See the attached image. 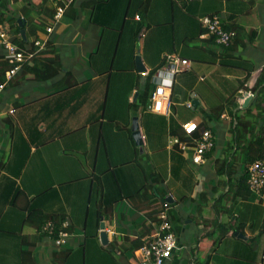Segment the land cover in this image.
Listing matches in <instances>:
<instances>
[{
    "label": "crops",
    "instance_id": "crops-1",
    "mask_svg": "<svg viewBox=\"0 0 264 264\" xmlns=\"http://www.w3.org/2000/svg\"><path fill=\"white\" fill-rule=\"evenodd\" d=\"M63 1L65 6L72 4L71 9L54 25L53 32L42 37L47 38L49 46L46 48H52L57 57L58 73L42 81L36 80L32 73L25 75V124L38 110L39 115L35 120L37 129L41 133L52 130L53 137L50 140L44 139V136L43 139L36 138L39 145L30 146L19 175H12L7 170L0 171V264H135L133 242L147 239L153 229L154 216L164 208V203H168L170 211L183 198L202 205L204 201L199 194L203 191L209 197V191L215 194L213 190L217 178L223 176L215 173L219 177H208L215 171L214 165L209 166V163L215 164L217 161V148L201 165L203 167L199 166L200 173H203L201 177L192 176L187 169L189 160L176 148L170 149L165 137L159 144L147 137L141 119L144 118V124L148 125L149 119L147 115H142L143 112L137 115L144 141L142 152L131 135L133 112L130 113L128 109V118L120 126L117 122L109 124L105 113L110 106L109 91L115 78L109 65L110 58L102 45L108 48L112 40L116 43L117 36L120 38L116 48H119L124 32L129 31L126 37L128 33H134L136 28L132 24L137 26L145 19L149 27L139 32L134 43L140 42L143 48L147 43H153L154 48L161 50L158 49L154 60L141 55L149 69L150 64L159 65L164 52L174 50L180 53L184 42L191 46L197 44L202 48L217 49L215 42L209 40L210 36L202 32L199 19L211 13L221 14L223 25L237 33L239 45H235L232 51L240 52L252 65L244 83L252 87L264 71V0H150L142 19H139L140 13L136 8L142 0H114L106 8L108 13L104 14L114 16L116 26L106 31L89 20L92 10L86 5L88 0ZM15 4L20 7L22 3L19 0L11 5L15 7ZM47 5L52 7V2L48 0ZM123 17L124 25L118 29ZM88 57L94 58L87 63ZM186 58L190 60L191 67L178 76L180 81H185L190 71L196 69L199 72L202 69L199 64H208ZM210 66L209 72L213 75L219 65ZM130 73H136L135 69L130 68ZM244 75L241 69H225L224 75H220L221 83L234 80V89L237 79H243ZM199 77L205 78L206 75L201 73ZM91 81L96 82L97 86L91 87ZM186 85V82H182L181 87L185 88ZM130 90L127 104L138 88L133 83ZM238 96H235L233 108ZM194 100H197V105L203 101ZM215 106L216 103H211V108ZM226 112L222 114L224 117H227ZM146 113L160 115L150 111ZM175 119L179 124L187 121ZM207 120L211 125L215 118ZM26 136L25 131V142L29 144ZM5 143L8 144L5 157L9 154L11 160L9 137ZM3 152L0 146V158L4 157ZM140 154H146L147 169L141 163L138 168L128 164L123 165L126 166L124 169L113 167L116 159L136 160ZM147 154L152 157H147ZM150 176L152 180L147 181ZM17 187L22 191L13 202ZM49 188L57 189L53 201L39 200L36 207L42 210L41 216H32L25 223L27 199L36 195L41 198V194ZM148 196L150 200H147ZM225 204L231 212L219 215L220 224L213 221L214 215L207 214L206 208L205 211L201 209L198 229L203 230L202 236L195 244L188 246L181 243L175 231L179 232V227L175 226L170 212V221L180 248L164 264H199L206 258V264H264V205L256 200L254 194L248 199L238 198ZM15 209L20 212H14ZM50 213H64V220L71 225L67 241L59 247L54 246L52 240L37 229L40 222L49 220ZM185 218L183 216V221ZM238 223L242 231L239 233L244 234L245 238L235 235L239 234L234 231ZM182 229L185 232V227ZM102 230L107 234V243L101 241ZM205 235L207 238H203ZM66 250L68 254L62 263V255L57 256V253Z\"/></svg>",
    "mask_w": 264,
    "mask_h": 264
},
{
    "label": "trees",
    "instance_id": "trees-1",
    "mask_svg": "<svg viewBox=\"0 0 264 264\" xmlns=\"http://www.w3.org/2000/svg\"><path fill=\"white\" fill-rule=\"evenodd\" d=\"M12 1L16 3L19 0H12ZM20 1L22 4L19 7L18 12L16 14L5 15L2 11L0 12V23L3 21H7L10 24L11 33L13 34L12 36L13 42H15L21 48L25 49L28 47L30 37L32 39H38V38H42L43 35L46 34V27L53 20V15L55 10L53 6L50 7L47 5L48 0H20ZM113 2L114 0H88L86 2V5H88L92 10L91 15L89 16V20L94 24L102 26V28L104 29L105 28L110 29L115 27L116 24L113 21L115 17L106 16L104 14L105 12L106 14L108 13V11H106V8L108 6H111ZM149 2L150 0H142L139 3V5L136 7L140 13L139 19L144 18L149 6ZM59 3L60 5L66 8L64 10V13H68V10L71 9L72 4H68L67 6H65V2L63 0H60ZM124 17L120 20L121 24L120 26H118V29H121V26L124 25ZM18 18L22 19L23 21L22 25H19ZM223 26L226 29H231L228 26L225 25ZM148 27H149L148 23L146 22L144 23L141 20L139 26L136 28L134 32L135 36H138L139 32L142 29ZM22 28L25 29V37L21 35ZM202 32L206 33V29L203 28ZM209 40L214 41V37L210 36ZM235 45L237 46L239 45L236 40V37L227 47H218L217 49L202 48L200 45L197 44H193L191 46L187 42H184V46L181 52L179 53L180 56L185 58L190 57V59L194 61H203L207 63L218 64L220 66H223L224 69L234 68V69H241L245 72L244 78L241 79V84L238 87L234 88L233 92L226 98L227 102L231 99L230 96L232 97V95L234 96L236 94L237 95L239 94V88H245L247 90L249 88L248 86H245L244 83L246 82V80L250 75L251 72L250 68L252 65H250V63L242 57L240 52L236 53V51H232V48H234ZM31 46L32 48H34L32 44ZM47 46H49V43L43 49L36 52L32 56V58L24 62L21 68L18 70V72L13 77H11L4 85V87L2 88V90H4L3 94L1 92L2 90L0 91V111H1V105L5 101L6 94L10 95L13 92L16 94L20 92L22 95L25 92V75L27 73H32L33 77L36 80H40V81L53 78L56 76L59 68L58 60L52 48L48 49L46 48ZM170 51L173 52L174 50H170ZM162 63L163 61L162 59H160L158 66H161ZM9 67L10 64L5 58V54L0 53V81L5 80V71ZM152 74H153V70L152 71L150 70L147 76L149 75L151 76ZM199 79L205 80L204 77H199ZM250 90L254 93V97L251 98L250 101L245 106L239 107L238 103H236L234 108L232 106L227 110L225 109L223 103H220L217 104L215 107L211 108L210 112L206 113L207 115H209L206 117L208 119H213V118L218 119L221 117L224 111H228L232 117L231 128H230L231 135L229 140H226V145L223 150V152L227 153L228 157L226 156L225 158H223V160L221 161L222 164L220 166V169L217 172L219 176L224 177L226 183L225 186H227V189H224L223 191H219L220 193L213 197L214 199L212 203V208L215 210L213 221H215L216 224H220V222L218 221L219 220L218 217L220 214H228L231 212L229 206L225 204L226 201L232 203L235 202L236 199L238 198L248 199L252 195L247 184L248 166L252 162L264 158V71L260 75L259 79H257L255 84L250 88ZM147 97H148V85L145 86V89L143 91L142 103L145 102ZM235 99L236 98L231 99V101L228 103L233 104ZM14 106H15L14 109L16 110L15 120L18 123V125H16L13 119L11 118L10 119L5 118V122L7 123L9 127V132L11 134L13 131H15L17 128L20 127V131L23 137V142L21 143L19 148L18 146L16 148V145L15 148L13 147L14 152H12V147H11V153H12L11 160H9L10 158L8 157L9 154L7 155V157L0 158V171L7 170L10 173H12V175L17 176L19 175L22 167L25 165V160L27 159L28 156L27 150H29V147L31 145H39L37 143L36 138L43 139L44 136V139L49 138L48 140H50L53 137V131L48 130L47 128L46 130H48V133H41L37 129V123H35V120L38 118L39 115L38 110L35 111L33 116L28 118V122L25 124V102L15 100ZM41 107L43 109L44 104H42ZM146 115L148 116L151 114L146 113ZM145 126H144L145 130H147L148 123L147 124L145 123ZM199 126L210 128L213 131V127L208 124V120L207 122H201ZM165 127L166 129L168 128V130L166 131L168 134L178 135L183 140L189 139V137L186 136L179 122H177L176 119H174L171 116L168 122L163 124V128ZM25 131L27 132L26 137L29 139V144L25 142ZM198 134L199 133L196 132L195 136H198ZM25 144H26V151H25ZM216 148L217 147L214 146L213 149L207 153V157L214 150L216 151ZM11 182L14 183L15 181L11 180ZM52 189L53 188L51 189L49 188L45 190V192L41 194L43 195V197L41 198L40 196L38 197L36 195L30 199H27V204L25 205V210H27V215H25V223H27L29 221V218L32 216H41L42 210L36 207L39 200L45 198V200L49 199L53 201V198L56 195L55 192L53 193L48 192ZM216 190L217 187L214 186L213 192L214 191L216 192ZM21 191L22 190L20 188L18 187L16 188L15 191L16 193L14 194L13 202L14 200H16L17 195L21 193ZM138 196L140 197L139 194ZM199 196L203 201H206L208 198L206 191L201 192ZM147 200H150V196L147 197ZM198 205H197L198 210L201 211V205L200 204ZM157 215L154 216V221L158 219ZM100 216L101 215L99 214V217ZM49 219L53 220L57 225H59L61 221L64 220V213H58V214L50 213ZM43 225L44 222H40V224L37 226V229L40 230L42 234H45L42 231ZM239 225L240 224L238 223L235 226L234 228L235 232L238 233L242 232ZM65 229L71 232V225L69 224ZM143 243L144 241L140 239L134 241L133 250L139 247L140 245H142ZM67 254H68L67 250L63 251L60 254L57 253V256L62 255L61 256L62 263L64 262V259L66 258ZM206 259L202 260V262H200L199 264H206L207 263Z\"/></svg>",
    "mask_w": 264,
    "mask_h": 264
},
{
    "label": "rangeland",
    "instance_id": "rangeland-1",
    "mask_svg": "<svg viewBox=\"0 0 264 264\" xmlns=\"http://www.w3.org/2000/svg\"><path fill=\"white\" fill-rule=\"evenodd\" d=\"M11 4H14V2L12 0H0V11H2L5 15L16 14L19 7H17V4H15V7L12 6ZM219 16L221 18V14H219ZM143 22L145 23V19L143 20ZM139 24H140V22L137 24V26L135 24H132V25H134V27L137 28L139 26ZM107 29L108 28H105V29L103 28L102 31H106ZM126 32H129V31H126ZM126 32H124L123 41L119 43L120 44L119 48H116V44H118V42H117L118 38H120L117 36H116V43L114 42V40H112V44L110 43L108 48L106 46L104 47V45H102L103 51L106 52L107 56L110 58V64L109 65H111V70H112L111 72L113 74V78H115V80L113 82H111L112 83L111 89L109 91L108 101L110 102V106L108 107L107 114L105 113V116H107V119H109V124H111L112 122H117L118 125L119 124L121 125V123H123L124 120L126 118H128V112H127L128 109L130 110V113L133 112V115L131 116V124L130 125H132V118L134 116H137V115L141 114L142 112H143L142 115L146 116V112H149L148 111L149 110L148 105L150 103L149 96H150L151 90L154 86L153 82L151 81L150 75L147 76V75L143 74V72L139 73L137 71L136 65H135V58L137 55H140V56L141 55H144V56L147 55V56H150L154 60L156 57V54L159 52L160 49L156 48V47L154 48L153 43H150V45L153 48L149 47L150 45H148V43H147V46L145 45V47L143 48L141 46L140 42L136 41V43H134V39L136 37V36H134L135 35L134 33L130 32V34L128 33V36L126 37ZM138 36H139V34H138ZM138 36L136 39H138ZM29 40L32 41V38L30 37ZM148 48H151L152 50H148ZM75 50H76V47L71 50L72 53H74ZM69 51L70 50H67V52H69ZM166 52H169V51H166ZM113 53L116 55L114 60L112 58L114 55ZM88 58L86 60L87 63L91 62V60L94 57H92L91 59L90 58L88 59ZM193 64L196 67L195 62ZM210 64H212V63H208V64L201 63V64H199V66L202 67V69L199 72H197V70L195 69V71H194L195 74L193 71H190L188 73V76L185 79V81L183 79L181 81L178 79V76L180 74L176 76L175 83L172 87L173 93L171 96V103L173 105H171V109H170L171 113L167 116H160V115H148L147 116L149 119V125H148L147 130H145L144 132L148 138H152L157 144H159L162 141V138L164 139V137H165L166 138L165 142L168 143L170 134H168L166 132L168 130V128L167 129H166V127L163 128V124L168 122L170 116L173 117L174 119L177 118L180 121L181 120H188V119L192 118L196 121L205 122L204 120L205 119L207 120L206 113L210 112V109H211V103H216V105L223 103L225 109H227V110H228V108L232 107V104L228 103V102H230L231 99L236 98L235 96H237V94L234 96L232 95V97L230 96L231 99L228 102H226V98L234 90V89H232V86H234V83H235L234 80H231L228 83L222 84L221 83L222 77L220 75H224L226 68L224 69V67L220 66V65L218 67L216 66V68L214 70H217V72H214L215 74L211 75L209 72L210 71L209 68L211 67ZM156 66H157V64H150L149 70H151V71L153 70V72H155ZM81 67H82V65H81ZM130 68H134L136 73H130ZM201 73L206 75V77H205L206 80H200L198 78V75ZM182 82L187 83L185 88H184V86L181 87ZM133 83L138 88L137 92H139V93L137 94V92H133L131 102H128V104H127L126 101L128 98V93L131 92L130 87ZM236 84L238 87L241 84V79H237ZM90 85H91V87H96L97 83L91 81ZM146 85H148V97L145 100V102L142 103V94H143V91H144ZM223 86L225 88H223ZM51 88H52V86H51ZM249 88H251V87H249ZM241 89L244 90V88H240V90ZM3 91L4 90L1 91L2 94H3ZM194 99H201L203 101H200V104L194 106L193 108H188L186 106L187 101L192 102ZM15 100L25 102V92L22 95L20 92L17 94L14 92L11 93L10 95L6 94L5 101L1 105L0 146L4 149V152H3L4 157L8 153V151H7L8 150V147H7L8 144L6 145V143H5L8 139V137H9L10 142H11L12 152H14L13 147L15 148V145H16V148H17V146L19 148L21 143L23 142V137H22V134L20 131V127L17 128L15 131H13L12 134L11 133L9 134L8 133L9 132L8 125L5 122V118H9V119L11 118V119H13L15 124L18 125V123L15 120L16 110H14L13 113H10L11 112L10 110L15 108V106H14ZM203 102H205V105L203 104ZM226 113H227V117H223L220 121L218 119H215L211 123V125L213 127V133L215 135V141H216L215 146L216 147L218 146L217 147V155L219 157H218L217 161L215 162V164H213V162L209 163V166L214 165V167H215L214 168L215 171L210 173V175H208L209 178L211 176L213 178H216V176H218V175H215V173H217L218 170L220 169V166L222 164L221 161L226 156L228 157L227 153L223 152V150H224V147L226 145V140H229L230 135H231V131H230L231 120H230V118H232V117L228 111ZM113 124L114 123H112V125ZM141 124L144 127V125H145L144 124V118L141 119ZM218 127H219V129H217ZM130 129H131V126H130ZM121 131H122V129H121ZM121 131H119V132H121ZM20 135H21V138H20ZM131 135H132V132H131ZM6 148H7V150H5ZM29 149H30V147H29ZM147 150H148L147 152H149V150H150L148 145H147ZM25 151H26V149H25ZM27 151L29 152V150H27ZM17 152H18V150H17ZM148 156H151V154H147V157ZM187 160H189V159H187ZM231 160H233V159H231ZM230 162H232V161H230ZM140 163L143 164L144 167L147 169L146 166H147L148 162L146 159V154H140L139 158L136 160H127L125 158L116 159L113 167H120L121 169H124V168H126V166H123V165L128 164V165H133L136 168H138L139 167L138 164H140ZM201 167H203V166H201ZM201 167L192 164L190 161L187 162L188 172L192 176L201 177V174H203V173H200V170L198 169ZM24 178H25V176H24ZM151 178L152 177L150 176V178L147 181H151L152 180ZM197 180L199 181V179H197ZM142 182L144 183L146 181L142 180ZM225 185H226V183H225L224 177L217 178V183L215 185L217 187V190H216L215 195L209 191L208 194H210V197L208 196L207 200L204 201L203 204L201 205V209H203L205 211V208H206L207 209L206 213L210 214V216H213L215 213L214 212L215 210L212 208V203H213V199H214L213 197L216 196L217 194H219L220 193L219 191H223ZM56 190H57L56 188H53L52 190H50L48 192L53 193V192H56ZM44 200H45V198H44ZM178 203H179L178 205L173 206L171 211L168 210V214L170 212H172V215H173L172 221L174 222L175 226L179 227V232H177L176 229H175V231L180 236L181 243L185 244L187 246L191 245V244L193 245L202 236L203 230L200 231L198 229V226L200 223V217L202 215V211L198 210L197 204L194 203L189 198H187V199L183 198V200H179ZM194 205H195V207H194ZM191 211H192V213H189ZM14 212H20V211L15 209ZM183 216H186L184 221L182 219ZM183 227H185V232L182 229ZM182 235H184V236H182ZM203 238H207L206 235ZM230 240H232V239H230ZM116 253L117 252H115V254ZM200 260H202V258Z\"/></svg>",
    "mask_w": 264,
    "mask_h": 264
},
{
    "label": "built area",
    "instance_id": "built-area-1",
    "mask_svg": "<svg viewBox=\"0 0 264 264\" xmlns=\"http://www.w3.org/2000/svg\"><path fill=\"white\" fill-rule=\"evenodd\" d=\"M55 10L53 20L46 27V35L53 32L54 25L61 19L64 14L65 7L60 5V0H50ZM138 18V17H137ZM203 28L206 29L208 36H213L215 44L218 47H227L236 37V31L226 29L223 26L219 14L201 16L199 19ZM10 24L7 21L0 23V53L5 54L10 67L5 71V80L0 81V91L13 77L22 64L32 58V56L46 46L47 38H38L29 40L28 47L23 49L12 40ZM31 44L34 46L32 48ZM162 65L158 66L151 75V81L154 86L151 90L148 105V111L167 116L171 113V96L172 87L176 80V76L187 71L191 67L189 59L180 56L177 52H165L162 56ZM149 69L143 74L148 75ZM254 97V93L250 89L239 90L237 103L239 107L244 106L245 100ZM186 106L193 108V101H187ZM13 113L14 109L10 110ZM224 117V115H221ZM232 120V118L230 119ZM201 121L189 119L180 125L189 139H181L178 135H170L168 147L176 148L189 161L201 166L206 163L207 153L215 146V135L210 128L200 127ZM198 132V136H195ZM247 184L251 193L256 196V200L264 205V158L258 159L248 166ZM154 221L153 229L142 245L133 250L135 264H164L171 258L175 250L179 249L176 233L168 214V203H164V208L157 215ZM69 225L66 220L61 221L57 225L53 220H47L42 226V231L48 236L54 246H61L66 241L70 232L65 228Z\"/></svg>",
    "mask_w": 264,
    "mask_h": 264
},
{
    "label": "water",
    "instance_id": "water-1",
    "mask_svg": "<svg viewBox=\"0 0 264 264\" xmlns=\"http://www.w3.org/2000/svg\"><path fill=\"white\" fill-rule=\"evenodd\" d=\"M18 22L19 25H22L23 21L21 18H18ZM21 35L23 37H25V29H21ZM135 65H136V69L138 72H145L147 70L146 66L144 65L142 58L140 55H137L135 58ZM137 95V94H136ZM248 100H245L244 102V106L248 103ZM197 100H193V104L196 106L197 105ZM131 132H132V137L134 139L135 144L139 147L140 152L143 151V137L140 131V127H139V121H138V116H134L132 118V125H131ZM171 199V198H170ZM102 229H103V224H100ZM235 235L241 237V238H245V235L242 233H235ZM100 238L102 243H107V234L105 233L104 230L101 231L100 233Z\"/></svg>",
    "mask_w": 264,
    "mask_h": 264
}]
</instances>
